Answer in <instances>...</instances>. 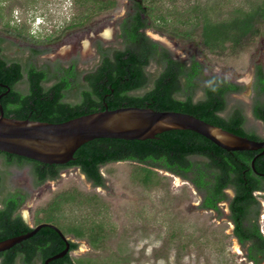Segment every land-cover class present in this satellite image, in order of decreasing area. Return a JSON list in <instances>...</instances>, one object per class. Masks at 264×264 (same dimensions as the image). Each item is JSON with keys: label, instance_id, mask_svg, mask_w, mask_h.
Returning <instances> with one entry per match:
<instances>
[{"label": "rangeland", "instance_id": "1", "mask_svg": "<svg viewBox=\"0 0 264 264\" xmlns=\"http://www.w3.org/2000/svg\"><path fill=\"white\" fill-rule=\"evenodd\" d=\"M102 1L105 0H0L3 54L38 67L53 66L57 61L67 66L72 57L78 56V69H91L100 59V43L105 48L125 45L121 24L130 10L129 1L108 0L111 2L108 7ZM147 3L152 4L156 16L166 17L162 25L164 33L189 25L192 36L186 39L153 29L146 32L151 37L152 32L171 41V45L164 44L175 57L188 63L195 57L202 63L199 78L202 82L195 99L204 94L205 76L243 82L242 90L229 97L223 113L239 107L247 119L245 127L254 131L257 122L252 113L256 106L253 97L258 88L251 82L254 69L259 64L264 67V18L258 17L257 11L264 7V0H147ZM250 14L259 19V33L254 38L245 35L239 45L227 39L224 48L218 46L213 50L206 46L202 36L205 19L222 22ZM156 22L161 24L160 20ZM159 68L158 63L152 62L148 71L155 74ZM25 85L24 81L18 84L22 89ZM147 166L130 160L107 163L100 169L104 186H94L77 167L63 169L56 180L35 187L29 208H24L28 212L25 219L30 225L44 220L43 210L49 211L56 195L68 192L73 199L59 204L54 215L67 238L78 243L70 253L75 264H254L246 255L248 244L241 246L235 237L227 200L219 203L224 211L219 217L217 212L199 207L202 195L179 175L152 167L150 178L144 180L143 168ZM0 170H6L2 157ZM8 170L10 188H32L28 167ZM226 193L234 194L233 189H227ZM255 193L264 207V195ZM261 212L259 224L264 234V209ZM76 226L84 231L83 235L75 234ZM92 226L102 235L97 245L89 240Z\"/></svg>", "mask_w": 264, "mask_h": 264}, {"label": "trees", "instance_id": "2", "mask_svg": "<svg viewBox=\"0 0 264 264\" xmlns=\"http://www.w3.org/2000/svg\"><path fill=\"white\" fill-rule=\"evenodd\" d=\"M128 1L130 10L121 24L124 47L105 48L100 43V59L89 70L78 69V56L70 59L68 67L58 61L53 66L38 67L33 62L9 58L3 54L5 39L0 35V103L5 115L17 119L62 122L102 110L106 104L110 109L141 106L190 113L232 132L260 138L255 131L247 130L246 117L239 107L223 113L229 97L239 93L243 86L225 77L205 76L204 94L195 99L202 82H199L202 63L195 57L189 63L175 57L171 48L149 36L148 29L160 33L166 31L162 26L167 21L166 17L163 14L156 16L147 0ZM109 3L108 0L102 1L104 7H108ZM257 11H260L258 17L264 18V7L260 6ZM258 17L250 14L222 22L205 19L202 36L206 46L213 50L218 46L224 48L223 43L227 39L239 45L245 35L254 38L259 33ZM158 20L161 24L156 22ZM182 26L164 34L180 39L191 37L189 25ZM152 62L160 65L155 74L148 71ZM256 74L259 76L258 91L264 94L262 67L257 66ZM25 76L26 89H19L17 85ZM253 111L257 118L264 121V103L257 104ZM260 151H228L191 130H168L144 140L95 138L79 147L74 154L75 159L65 164H48L0 151L6 167V170H0V187H3L4 173H10L8 169L12 167H28L34 188L47 179L59 178L61 171L70 167L79 168L94 186L105 185L100 169L111 162L130 160L147 164L143 168L146 181L153 172L152 167L165 169L195 186L202 195L200 208L213 210L222 217L224 211L219 203L227 200L234 233L244 244L252 241L250 254L246 255L254 264H260L264 260V234L258 223L261 204L255 191H264V174H261L264 173V154L256 157L255 169L252 167V160ZM227 189H233V196L226 193ZM71 199L73 196L68 192L56 195L49 211L43 210L46 213L44 220L56 223L55 210L59 204ZM4 203V209H0V225H4L0 226V240L32 230L21 216L12 217L15 208L20 206L18 201L11 198ZM245 221L250 225L245 226ZM79 227L74 228L78 236L84 232ZM89 234L91 243L97 245L102 237L99 230L92 226ZM22 245L27 248L22 249ZM64 246L65 242L57 232L44 226L34 236L0 252L3 255L1 264L14 263L17 251L22 256L18 258L20 264H37L38 260L44 264L48 255L57 253ZM77 247V242H71L70 250ZM51 263L75 264L70 253Z\"/></svg>", "mask_w": 264, "mask_h": 264}, {"label": "water", "instance_id": "3", "mask_svg": "<svg viewBox=\"0 0 264 264\" xmlns=\"http://www.w3.org/2000/svg\"><path fill=\"white\" fill-rule=\"evenodd\" d=\"M168 130L194 131L228 151L261 150L252 160L253 169L256 157L264 154V140L232 132L182 111L141 106L110 109L106 104L99 111L62 122H47L6 116L0 103V151L48 164H65L74 160L77 149L95 138L144 140ZM44 226L56 230L65 242V247L46 258L44 264L64 257L70 252L71 241L51 223H41L28 232L0 240V252L28 239Z\"/></svg>", "mask_w": 264, "mask_h": 264}, {"label": "flooded vegetation", "instance_id": "4", "mask_svg": "<svg viewBox=\"0 0 264 264\" xmlns=\"http://www.w3.org/2000/svg\"><path fill=\"white\" fill-rule=\"evenodd\" d=\"M258 66H260V67H262V69H263V71H264V67H263V64H259ZM66 67H68V62H67V66ZM257 68V67H256ZM256 68L254 69V71H253V77H252V82H251V84L252 85H256L255 86V88L257 87V88H259L258 87V78H259V76L256 74ZM22 81H24V82H26V76H25V78L22 80ZM21 81V82H22ZM235 82V81H234ZM236 83H238V84H241L242 86L244 85V83L243 82H238V81H236ZM26 86V85H25ZM17 87L19 88V86L17 85ZM257 88H256V90H257ZM260 88H262V85H260ZM19 89H22V88H19ZM24 89H26V87L24 88ZM23 89V90H24ZM257 96H258V98H257ZM254 102H253V106H255V105H257V104H262V103H264V95L263 96H261L260 95V93H259V91L257 90V91H255V94H254ZM256 98H257V100H256ZM253 113V117H254V120L257 122V125L254 127V131L257 133V134H259V137L260 138H255V139H258V140H264V121L261 119V118H257L255 115H254V111L252 112ZM247 120V119H246ZM246 120H245V122H246ZM249 137H251V136H249ZM251 138H254V137H251ZM86 177V176H85ZM51 180H56V179H47L43 184H45L46 182H49V181H51ZM11 177H10V173H4V175H3V187H0V209L1 210H3L4 209V206H5V201L6 200H8V199H13V200H16V201H18L19 203H20V206H18L17 208H15V210H14V212L12 213V217L14 218V217H16V216H21L22 217V219L30 226V227H32V229H34L36 226H38L39 224H41V223H51V224H55V225H57L54 221H50V220H42V221H40V222H38V223H36L35 225L33 224V225H30L27 221H26V219H25V216L26 215H24V208H29V206H28V201L31 199V196H32V193H34V192H32V191H34V186L32 185V188H27V189H25V188H16V189H12V188H10L9 187V184L11 183ZM90 182V181H89ZM263 190V189H258V190H256L255 192H258V193H260V195H264L263 193L261 194V191ZM262 192H264V191H262ZM260 204H261V201H260ZM264 206V205H263ZM264 209V207H261L260 206V208H259V213H258V223H259V217H260V215H261V210H263ZM48 210V209H47ZM244 225L245 226H249L250 224H249V222L248 221H245L244 222ZM0 226H4V225H0ZM58 226V225H57ZM62 230V229H61ZM14 231H15V228H14ZM56 231V230H55ZM63 231V230H62ZM57 232V231H56ZM63 233H64V235L67 237V235L65 234V232L63 231ZM19 234H20V232H19ZM36 234V233H35ZM34 234V235H35ZM57 234L59 235V233L57 232ZM235 234V237L237 238V240L239 241V243L241 244V246H245V244H248V246H246V254L248 255V254H250V251H251V246H252V241H247L245 244L244 243H242L241 241H240V239H239V237L236 235V233H234ZM16 235V234H15ZM18 235V234H17ZM33 235V236H34ZM14 236V235H13ZM60 236V235H59ZM9 237H12V236H9ZM8 237V238H9ZM32 237V236H31ZM61 237V236H60ZM62 238V237H61ZM63 240V239H62ZM71 242H73L74 240H71V239H69ZM64 241V240H63ZM65 247V246H64ZM21 248L23 249V248H27V246H25V245H22L21 246ZM70 248H71V246H70ZM19 249V247L16 249V250H13V253L14 252H16L17 250ZM76 249V248H75ZM75 249H72V250H70V252L69 253H71L73 250H75ZM60 251V250H59ZM58 251V252H59ZM53 254H55V253H53ZM53 254H50V255H48L46 258H48L49 256H51V255H53ZM19 257H22L21 256V252H19V251H17V254H16V260H15V262L14 263H12V264H20L19 263V260H18V258ZM258 257H261V255H258ZM2 258H3V255H0V264H1V261H2ZM45 258V259H46ZM63 258V257H62ZM45 259H44V261H45ZM18 261V262H17ZM52 262V261H51ZM50 262V264H53V263H51ZM44 263V262H43ZM37 264H40V260H38L37 261ZM67 264V263H66Z\"/></svg>", "mask_w": 264, "mask_h": 264}, {"label": "bare ground", "instance_id": "5", "mask_svg": "<svg viewBox=\"0 0 264 264\" xmlns=\"http://www.w3.org/2000/svg\"><path fill=\"white\" fill-rule=\"evenodd\" d=\"M108 31V30H107ZM107 31L105 32V33H107ZM104 35V34H103ZM107 35H109V34H107ZM106 35V36H107ZM151 35H152V37L153 38H155V39H159V40H161L163 43L165 42V43H167V44H170L171 45V41H169L167 38H165V37H162V36H159V35H157V34H155V33H152L151 32ZM173 46V45H172ZM27 210V209H26ZM27 211H25V214L24 215H27ZM29 216V215H28ZM26 217V216H25ZM236 247H235V249H236V251H240V247H239V244L238 243H236V245H235Z\"/></svg>", "mask_w": 264, "mask_h": 264}, {"label": "clouds", "instance_id": "6", "mask_svg": "<svg viewBox=\"0 0 264 264\" xmlns=\"http://www.w3.org/2000/svg\"><path fill=\"white\" fill-rule=\"evenodd\" d=\"M261 194H262V191H261Z\"/></svg>", "mask_w": 264, "mask_h": 264}]
</instances>
